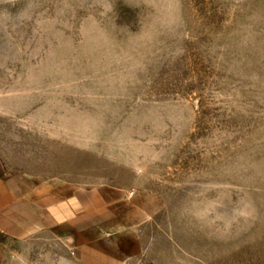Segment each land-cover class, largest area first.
Instances as JSON below:
<instances>
[{
    "label": "rangeland",
    "instance_id": "obj_1",
    "mask_svg": "<svg viewBox=\"0 0 264 264\" xmlns=\"http://www.w3.org/2000/svg\"><path fill=\"white\" fill-rule=\"evenodd\" d=\"M0 170L142 195L126 264H264V0H0Z\"/></svg>",
    "mask_w": 264,
    "mask_h": 264
},
{
    "label": "crops",
    "instance_id": "obj_2",
    "mask_svg": "<svg viewBox=\"0 0 264 264\" xmlns=\"http://www.w3.org/2000/svg\"><path fill=\"white\" fill-rule=\"evenodd\" d=\"M142 201L109 184L82 187L0 170V228L14 236L62 231L81 264H126L136 247L135 228L152 213Z\"/></svg>",
    "mask_w": 264,
    "mask_h": 264
}]
</instances>
